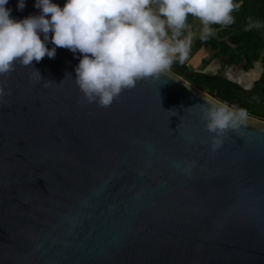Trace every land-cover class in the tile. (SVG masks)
<instances>
[{"label":"water","instance_id":"water-1","mask_svg":"<svg viewBox=\"0 0 264 264\" xmlns=\"http://www.w3.org/2000/svg\"><path fill=\"white\" fill-rule=\"evenodd\" d=\"M48 35L54 58L0 75V264H264V121L167 69L89 103ZM220 108L237 126L213 151Z\"/></svg>","mask_w":264,"mask_h":264},{"label":"clouds","instance_id":"clouds-1","mask_svg":"<svg viewBox=\"0 0 264 264\" xmlns=\"http://www.w3.org/2000/svg\"><path fill=\"white\" fill-rule=\"evenodd\" d=\"M7 4L8 0H0V75L15 71L17 61L28 66L46 55L54 58L56 48L49 50L45 43L51 32L56 47L83 55L75 69L76 83L89 103L96 102L102 108L110 107L122 90L135 87L138 79L166 69L175 54L180 53L183 60L184 42L169 43L166 28L178 36L191 15L210 35L212 24H233V12L240 7L236 0H67L61 8L52 0H36L40 14L16 20ZM152 4L159 6V15ZM24 6V0H19L18 7L23 10ZM259 26L250 22L248 28ZM53 83L46 80L45 86ZM245 115L243 110L239 112L240 118ZM205 118L208 130L216 134L215 151L222 145L220 137L225 130L230 124L236 127L237 122L224 108L209 111Z\"/></svg>","mask_w":264,"mask_h":264},{"label":"trees","instance_id":"trees-1","mask_svg":"<svg viewBox=\"0 0 264 264\" xmlns=\"http://www.w3.org/2000/svg\"><path fill=\"white\" fill-rule=\"evenodd\" d=\"M236 2L240 7L233 12L234 23L210 25L212 34L198 38L193 45L196 49L210 51L228 67L248 72L258 63L264 71V0H260V3L251 0ZM151 7L159 6L152 4ZM250 22L259 23L260 26L248 28ZM185 28L180 31L181 36L185 35ZM167 68L224 105L234 107L238 112L243 110L246 115L264 121V79L254 81L250 88H243L229 77L192 71L173 57Z\"/></svg>","mask_w":264,"mask_h":264},{"label":"rangeland","instance_id":"rangeland-1","mask_svg":"<svg viewBox=\"0 0 264 264\" xmlns=\"http://www.w3.org/2000/svg\"><path fill=\"white\" fill-rule=\"evenodd\" d=\"M251 1L254 3H260V0ZM152 9L157 15H159L158 8L152 7ZM189 30H192V35H189ZM185 32L186 34L184 36H181L180 33L178 36H176L174 35L173 29L166 28L167 35L165 39L169 43L175 45L177 41L184 42L185 49L183 60L180 59V53H177L173 56V58H175L180 64L188 65L191 70L202 69L203 71H207L206 73L220 74L229 77L232 80L238 82L243 88H250L254 81L258 79H264V71L261 69L258 63L255 64L254 68L250 72L248 71L249 73H244L241 72L239 69L229 68L225 66L220 60L216 59L214 57V54L210 51L205 49H196L193 46V41L197 38H201L206 35V33L204 32V25L198 18L193 16L188 17ZM166 69L170 71L168 68ZM196 89L203 92L198 88ZM203 93L207 94L210 98L216 100L208 93ZM229 108L235 110L234 107Z\"/></svg>","mask_w":264,"mask_h":264},{"label":"crops","instance_id":"crops-1","mask_svg":"<svg viewBox=\"0 0 264 264\" xmlns=\"http://www.w3.org/2000/svg\"><path fill=\"white\" fill-rule=\"evenodd\" d=\"M190 31H191V30H189V35H190ZM185 34H186V33H185ZM192 34H193V32L191 33V35H192ZM197 39H198V38H197ZM197 39H196V40H197ZM196 40L193 41V44H194V42H195ZM193 46H194V45H193ZM259 65H260V64H259ZM187 66H188V65H187ZM225 66H227V65H225ZM227 67H228V66H227ZM260 67H261V66H260ZM229 68H231V67H229ZM261 69H262V68H261ZM192 71H199V72H203V73H206V72H207V71H203L202 69H195V70H192ZM250 71H251V70H250ZM250 71H249V72H250ZM241 72H243V71H241ZM249 72H244V73H249Z\"/></svg>","mask_w":264,"mask_h":264}]
</instances>
